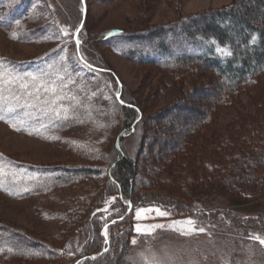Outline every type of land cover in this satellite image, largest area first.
Wrapping results in <instances>:
<instances>
[{"label":"rangeland","instance_id":"1","mask_svg":"<svg viewBox=\"0 0 264 264\" xmlns=\"http://www.w3.org/2000/svg\"><path fill=\"white\" fill-rule=\"evenodd\" d=\"M20 1L5 0L7 8L1 18L8 20ZM240 1L37 0L24 15L0 25L2 69L9 67L8 62L24 65L54 51L59 67L65 68L62 74L58 69L54 77L65 74L63 94L75 97L58 102L69 112L66 118H57L60 122L55 127L17 131L11 123L0 120V156L4 158L0 163L8 173L0 177L5 188L0 189V227L15 233L19 240L23 236L27 241L23 245L29 249L26 253L0 249V264H85L86 257L94 258L108 249V241L113 242L112 256L122 255L126 264H141L140 254L154 255L165 264H169L168 257L173 264H264V246L249 238V234L264 238V191L251 188L245 195L229 196L218 191L217 177L212 183L214 188L209 184L205 188V173L192 172L194 165L205 163V149L213 143L223 144L229 135L224 126L246 116L247 108L263 110L260 98L264 75L260 82L263 90L250 87L229 97L222 78L202 62L179 67L138 64L124 56L121 43L104 41L121 32L154 31ZM64 28L69 35H60ZM77 39L82 43L77 52L108 68V72L78 63ZM55 82L61 85V80ZM46 98L41 93V99ZM217 98L223 106L205 123L197 113H203L205 105ZM119 100L136 105L138 120H143L123 129L129 122L127 111L116 105ZM179 101L182 104L173 106ZM193 138L198 141L195 145ZM170 145L177 154L174 168L179 162L187 165L178 181L176 175L171 178L167 172L157 170L138 184L135 179L136 186L129 196L134 201L142 200V204L132 207L122 221L112 223L127 211L107 177L121 151V156L131 157L142 171V165L160 160ZM18 165L92 169L95 174H78L70 179L57 176L59 180H54L55 173H44L46 180L37 182L35 174L26 175ZM207 183L211 181L207 179ZM159 201L171 208L159 205ZM137 208L153 211L142 213L147 218L137 220ZM155 208L169 215L161 217ZM189 218L205 232L184 236L171 230L179 228L174 221ZM138 224L141 228L165 227L155 228L149 236L136 232ZM133 239L137 240L135 245Z\"/></svg>","mask_w":264,"mask_h":264},{"label":"trees","instance_id":"2","mask_svg":"<svg viewBox=\"0 0 264 264\" xmlns=\"http://www.w3.org/2000/svg\"><path fill=\"white\" fill-rule=\"evenodd\" d=\"M35 1L37 0H21L16 4L11 17L5 20L3 17L1 18V14L7 8V5H5V0H0V25L5 26L24 15ZM40 29L37 31L38 33ZM59 32L61 36H65L62 29ZM104 41L113 44L114 42L121 43L124 46L121 50L124 56L138 64L179 67L188 62H202L208 69L216 72L222 78L229 97L232 94L242 93L244 89L247 90L250 87L256 91L263 90V85L260 82L264 75V0H241L239 3L227 8L216 9L205 15L191 16L173 24L157 28L154 31L121 32L116 35H110ZM81 46L82 43L80 48ZM75 47V57L78 63L84 65L79 59L83 56L87 63L92 65L89 69L109 71L108 68L92 63L83 53L77 52L76 43ZM57 59L56 52L53 51L24 65L8 62L10 63L9 67L4 68L3 71L11 73L13 76L24 77L25 80H29L28 74L31 73L41 78V82L51 79L59 83L60 79L58 77H62L65 74L62 76L56 75L55 77L54 74L58 69L60 70L59 73L62 74L61 71L65 68L59 67ZM74 83H79V79H74ZM88 88L90 87L86 86V89ZM263 94L260 102L264 105ZM114 98L118 99L116 95H114ZM222 98L224 97H221V100L226 103L227 101ZM221 100L217 98L216 102L214 99L212 104L208 103L205 105L203 113H197L198 118H203V121L205 120V123H207L213 116L212 114L217 111V108L223 106ZM115 102H117L116 105L118 107L127 111L129 123L123 129H130L139 119L138 107L133 103L124 102L119 104L120 102ZM180 104H182L181 101L176 102L173 106H179ZM36 112L37 114H35ZM14 114L17 116L12 118L9 114L8 119H12L13 122L22 121L23 123L20 124V127L23 131L33 130L34 127L40 126L55 127L60 122L57 118L51 117L48 112H41L39 109H18ZM245 115L244 117H237L238 121L236 119L233 123L224 126L225 130L228 131L225 132L229 135L226 134L227 136L224 137L222 145L217 144V146L213 143L205 149V165L196 164L193 166L192 172L194 175L205 173V188L209 185L214 188L212 183L217 177L219 181L218 191L229 196L245 195L247 190L251 188L254 191H257L256 188L260 192L264 191V107L262 111H254L247 108ZM142 120L141 117L138 122ZM194 134H197V132H194ZM233 137H237V139ZM194 138L191 141L193 145L198 142ZM121 153L123 152L121 151ZM121 153L119 158L108 169L107 177L126 207L127 211L125 213L128 212L130 207H135L143 202L140 199L134 201L129 196L136 186L135 179H137L138 184L140 179L145 180L146 177L153 175V173L155 175L154 171L157 170L159 173L161 171L167 172V174L171 175H169L171 178L176 175V180L178 181V176L183 173V166H185V163L179 162V167L177 169L174 168L172 163L177 154L174 153L172 145L162 154L160 160L155 161L153 159V161L149 162L153 167H151L152 165L149 167L150 164H147V166L142 165V171H138L139 167L131 157L125 154L121 156ZM180 154L183 155V152H180ZM18 167L24 169L26 175L35 174L38 177L37 182L46 180L44 173L48 175L55 173L54 180H59L57 176L62 179H70L78 174H95L92 169L75 171L58 167L51 169L34 168L25 165H18ZM207 179L211 183H207ZM0 189L5 190L4 184ZM128 202H130V205ZM157 203L171 208L168 203L160 201ZM223 218L231 221L226 215H223ZM110 225L113 226V224ZM2 230L4 229L0 227V249L7 247L21 253L29 251L28 246L23 245L24 240L27 242L23 236L21 237L22 240H19L17 238L19 236H16L15 233L9 230H4L5 232ZM111 242H107V251L97 253L94 259L90 256L86 257L85 264H103L104 262L106 264H118L119 261H122L120 264H126L122 255L116 254L112 256L113 242ZM117 245L119 246V243Z\"/></svg>","mask_w":264,"mask_h":264},{"label":"snow or ice","instance_id":"3","mask_svg":"<svg viewBox=\"0 0 264 264\" xmlns=\"http://www.w3.org/2000/svg\"><path fill=\"white\" fill-rule=\"evenodd\" d=\"M62 31L66 36L69 35L67 28L62 29ZM78 31L79 29H77V32ZM13 38H15V34H13ZM76 45L77 49H79V39L76 40ZM79 59L84 63L85 67H92L91 64L87 63L83 56ZM2 64L3 62H0V120H7V122L11 123L15 130L19 131L21 130L20 124L23 122H13L12 119H8L9 114L16 113L18 109H39L41 112H48L51 117H67L69 108L58 102L65 99L74 100L75 97L69 98L63 94V88L66 87L63 83V77H58V79L61 80V85H57L56 82L52 80L41 82V78L36 77L31 73L28 74L29 80H25L24 77L13 76L11 73L3 71ZM41 93L45 94L47 98L42 100ZM116 95L119 97V93ZM33 101H35V103H33ZM119 102L124 103L123 100H120ZM77 103H79V101H77ZM42 105L47 107H42ZM3 159L4 158L0 156V161ZM6 175H8V173L5 171L3 164L0 163V177H4ZM0 187H3L2 180H0ZM128 203L130 205V202ZM152 211V208H137L134 210V213L136 219L140 220L142 218H147L146 216L142 217V213H150ZM154 211L161 217L169 215L166 210H161L160 208H155ZM173 223L178 225L179 228H172L171 230L179 231V233L184 236L205 232V228H197L195 226V221L190 218L185 221H174ZM164 227V225H154L151 227L141 228L138 224L136 226V232L141 235L150 236L155 228L163 229ZM105 235H107V233H105ZM249 238L258 241L260 245L264 246V238H262L259 234H249ZM131 243L135 245L137 240L133 239ZM105 251H107V249H105ZM167 259L169 264H173L170 257ZM140 261L141 264H165L163 259L154 255L152 257H146L144 254H140Z\"/></svg>","mask_w":264,"mask_h":264},{"label":"water","instance_id":"4","mask_svg":"<svg viewBox=\"0 0 264 264\" xmlns=\"http://www.w3.org/2000/svg\"><path fill=\"white\" fill-rule=\"evenodd\" d=\"M131 210H132V207H130V209H129V211L126 213V215H124L122 218H119V219L113 221L112 223H115L116 221H118V222L122 221V220H123L128 214H130Z\"/></svg>","mask_w":264,"mask_h":264}]
</instances>
